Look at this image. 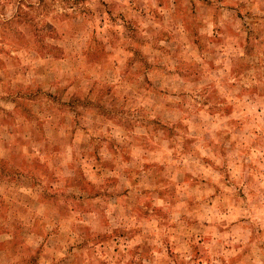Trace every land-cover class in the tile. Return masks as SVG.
Instances as JSON below:
<instances>
[{
    "label": "rangeland",
    "instance_id": "1",
    "mask_svg": "<svg viewBox=\"0 0 264 264\" xmlns=\"http://www.w3.org/2000/svg\"><path fill=\"white\" fill-rule=\"evenodd\" d=\"M0 264H264V0H0Z\"/></svg>",
    "mask_w": 264,
    "mask_h": 264
}]
</instances>
